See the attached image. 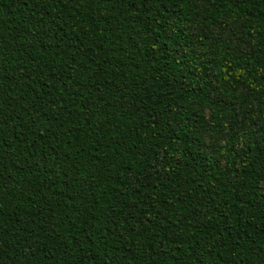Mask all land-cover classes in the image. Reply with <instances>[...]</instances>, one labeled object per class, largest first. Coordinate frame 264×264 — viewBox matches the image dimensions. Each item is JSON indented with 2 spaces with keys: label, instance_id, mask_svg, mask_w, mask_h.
<instances>
[{
  "label": "trees",
  "instance_id": "16d2710c",
  "mask_svg": "<svg viewBox=\"0 0 264 264\" xmlns=\"http://www.w3.org/2000/svg\"><path fill=\"white\" fill-rule=\"evenodd\" d=\"M0 264H264V0H0Z\"/></svg>",
  "mask_w": 264,
  "mask_h": 264
}]
</instances>
